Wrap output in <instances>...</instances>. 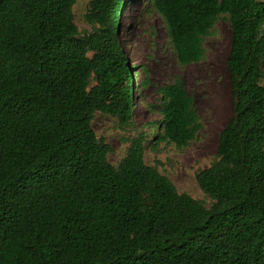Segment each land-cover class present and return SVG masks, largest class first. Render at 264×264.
<instances>
[{
    "label": "trees",
    "instance_id": "16d2710c",
    "mask_svg": "<svg viewBox=\"0 0 264 264\" xmlns=\"http://www.w3.org/2000/svg\"><path fill=\"white\" fill-rule=\"evenodd\" d=\"M146 2L180 66L230 24L231 117L195 178L213 206L144 162L146 144L181 149L199 130L178 79L158 89L151 142L134 139L116 168L91 128L97 113L131 118L120 0H90L84 35L76 0H0V264H264V0Z\"/></svg>",
    "mask_w": 264,
    "mask_h": 264
},
{
    "label": "rangeland",
    "instance_id": "374dc122",
    "mask_svg": "<svg viewBox=\"0 0 264 264\" xmlns=\"http://www.w3.org/2000/svg\"><path fill=\"white\" fill-rule=\"evenodd\" d=\"M90 0H76L73 21L80 35L93 26L85 20ZM116 34L127 58L132 77L131 118L123 124L110 115L95 114L91 128L112 152L107 162L117 167L134 139L143 136L148 143L154 134L151 122L160 120L158 89L178 79L192 100L200 123L195 138L184 148L161 143L155 150L146 144L144 162L166 177L178 194H185L210 209L214 201L198 187L196 175L216 159L217 138L231 117V96L226 60L230 48L229 21L219 17L211 34L204 38L201 61L180 66L168 42L160 16L146 0H120ZM264 87V60L261 65ZM146 79L147 84L142 85ZM96 79L90 85H96Z\"/></svg>",
    "mask_w": 264,
    "mask_h": 264
}]
</instances>
